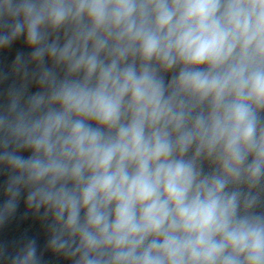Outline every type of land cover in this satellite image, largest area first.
<instances>
[{
	"label": "clouds",
	"instance_id": "obj_1",
	"mask_svg": "<svg viewBox=\"0 0 264 264\" xmlns=\"http://www.w3.org/2000/svg\"><path fill=\"white\" fill-rule=\"evenodd\" d=\"M21 202L44 248L0 264H264V0H0Z\"/></svg>",
	"mask_w": 264,
	"mask_h": 264
}]
</instances>
